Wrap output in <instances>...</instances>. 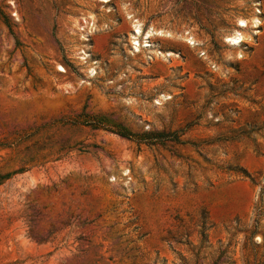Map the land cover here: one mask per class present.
Listing matches in <instances>:
<instances>
[{
	"label": "rangeland",
	"instance_id": "374dc122",
	"mask_svg": "<svg viewBox=\"0 0 264 264\" xmlns=\"http://www.w3.org/2000/svg\"><path fill=\"white\" fill-rule=\"evenodd\" d=\"M0 264H264V0H0Z\"/></svg>",
	"mask_w": 264,
	"mask_h": 264
},
{
	"label": "bare ground",
	"instance_id": "6f19581e",
	"mask_svg": "<svg viewBox=\"0 0 264 264\" xmlns=\"http://www.w3.org/2000/svg\"><path fill=\"white\" fill-rule=\"evenodd\" d=\"M101 1L107 2L108 0H101ZM258 13H260V10L256 8L254 10L253 16H251L250 19L246 20V19L241 18V17L238 18L236 20L237 27H239L240 29L247 28L248 26L257 27L258 24L260 23ZM162 33H163L162 30L154 29L151 26L148 27L145 31H142V26H141L140 22L134 19L132 21L131 33L129 36L130 46L132 47L133 51H137L142 46L150 47L149 37L153 34H162ZM185 34H186V37H185V35H183V36L187 40V43H189L190 45H198L199 44L193 38L192 33H190L189 31H186ZM224 37H225L226 43L229 46L239 47L243 42L244 35L241 32V30L235 29L230 34H227ZM79 53H80V58L82 60L86 59L88 56V54L85 53V50H83V49H79ZM158 54L166 57V56H170L171 54H174V53H172L171 51H165V52L159 51ZM59 69L63 70L62 67H59ZM95 73H96V66H95L94 62H92L87 66L86 75L92 76ZM167 96L168 95H165V94L160 95V97H162V98H165ZM155 102H159V99L156 98ZM124 172H127V170L125 169Z\"/></svg>",
	"mask_w": 264,
	"mask_h": 264
},
{
	"label": "trees",
	"instance_id": "16d2710c",
	"mask_svg": "<svg viewBox=\"0 0 264 264\" xmlns=\"http://www.w3.org/2000/svg\"><path fill=\"white\" fill-rule=\"evenodd\" d=\"M155 133L154 132H144L142 133L141 135L143 137H140V136H137L135 133H130L128 131H125V130H122V132L120 133V135H123V136H132L136 139V142H144L146 144H154L155 141L154 139H156V136L154 135ZM148 140H151V141H148Z\"/></svg>",
	"mask_w": 264,
	"mask_h": 264
}]
</instances>
